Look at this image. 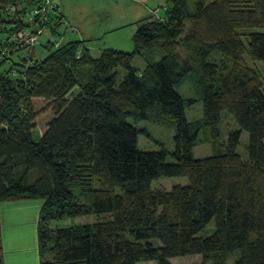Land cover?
<instances>
[{"label": "trees", "instance_id": "1", "mask_svg": "<svg viewBox=\"0 0 264 264\" xmlns=\"http://www.w3.org/2000/svg\"><path fill=\"white\" fill-rule=\"evenodd\" d=\"M48 1L0 0V205L43 202L40 264H224L236 251L234 264H264V77L245 60L264 63V0H164L158 19L136 23L133 51L104 48L97 58L85 41H52L65 26L57 9L42 11ZM47 28L50 52L38 61L15 36L39 41ZM188 79L214 139L222 112L239 126L221 154L193 156L198 128L177 92ZM130 120L171 122L173 151L138 150ZM172 177L187 184L153 188ZM82 217L95 218L75 225ZM1 237L0 221L3 264Z\"/></svg>", "mask_w": 264, "mask_h": 264}, {"label": "rangeland", "instance_id": "2", "mask_svg": "<svg viewBox=\"0 0 264 264\" xmlns=\"http://www.w3.org/2000/svg\"><path fill=\"white\" fill-rule=\"evenodd\" d=\"M203 1L204 3L213 1V0H199ZM190 3H194L195 0H189ZM51 8L50 11L56 10L57 7L55 3L51 0L50 4ZM161 8L164 6V0L163 2L160 1L158 4ZM191 5V4H190ZM192 6V5H191ZM160 10H157L155 14H152L155 18H159ZM162 12V11H161ZM57 14V13H56ZM60 16V15H59ZM61 19V18H60ZM63 24V23H62ZM136 25V24H135ZM135 25L127 26L125 30H122L118 33H113L110 36H107L105 40H99L96 42H93L92 49H91V55L93 58H97L99 56V49L103 46L104 43H108L110 46L111 44L113 48L116 50L119 49V51L124 52H131L133 51V43H132V36L135 33L137 27ZM62 29V28H61ZM63 29L61 30V32ZM49 29L45 30L43 34L39 37L38 40L32 41V38H35L32 34L26 33L24 31L22 34H17L15 37L17 38V42L20 44H23L24 46H28L30 48H35V59L40 61L45 59L50 52V49L47 47V40L49 39ZM61 34V33H60ZM60 36V35H59ZM120 39V42L116 45L115 39ZM52 41L58 44L62 45V39L58 36H52ZM111 43V44H110ZM52 49V47H50ZM178 54H180L181 57H185L187 52L183 49L177 50ZM29 53L28 49H24L20 52L19 56L13 58L14 61H18L19 57H27ZM217 57L215 58L220 61L219 56L216 54ZM154 61H158L161 58V54L159 52L154 53ZM245 60L249 67L252 69H255L260 72V74L264 77V63L260 61H252L247 56H245ZM209 61H212V58L209 59ZM11 65V63H8L5 68H8ZM132 65L136 67L137 69H142L146 66L144 60L142 57H136L134 58ZM123 74V72H122ZM177 92L180 94V96L186 101V107H185V116L188 123L192 124L193 126H196L198 128V143L197 146L193 149V156L196 159L206 158L215 156L218 154H221L225 151L227 146V137L229 133L235 132L239 130V126L233 119L231 115H229L227 112H222L221 114V121L219 125V135L216 139H214L208 128H206L203 125V104L201 101L200 96L196 93L195 87L193 86V83L191 79H188L183 85L177 88ZM188 100H193L194 102L189 104L187 103ZM53 118V116H50L40 125L37 129V132L39 134H42L45 130L46 124ZM130 122L135 125L136 129H138L140 132L137 136V148L140 151H160L161 149H165L166 151L172 152L174 149V135L175 130L171 122L168 123H162V122H156V121H138L134 122L130 120ZM191 125V127H192ZM193 131V127H192ZM248 142V136L245 132H242L240 137V145L238 147L237 153H245V147ZM224 150V151H223ZM223 151V152H222ZM185 185L187 184V179L183 177H172V178H164L154 183L153 188L155 190H165L170 191L171 188L175 185ZM93 219L95 217H82L75 219V225L84 224L87 219ZM68 221H65L61 223L62 225H65ZM89 222V221H86ZM37 224V221H36ZM71 225V221L67 224V226ZM214 230V223L211 222L201 233L202 236H207L211 234ZM2 235V234H1ZM2 238V237H1ZM2 240V239H1ZM3 248V243H2ZM238 254V251L233 253L232 255L228 256L227 260L224 264H234L236 255ZM202 259L200 256H188V257H182V258H175L169 260L171 264H193V263H199ZM140 264H157L155 261L152 262H142ZM208 264H215L214 260H211ZM219 264V263H218Z\"/></svg>", "mask_w": 264, "mask_h": 264}, {"label": "crops", "instance_id": "3", "mask_svg": "<svg viewBox=\"0 0 264 264\" xmlns=\"http://www.w3.org/2000/svg\"><path fill=\"white\" fill-rule=\"evenodd\" d=\"M52 1L65 26L60 36L62 44L85 41L89 49H92L93 42L105 40L107 36L151 16L161 8L159 2H163V0ZM119 42L120 39L116 38V45ZM111 46L106 42L99 52L104 48L115 49ZM42 204V201L34 200L0 205L3 264H40L36 221Z\"/></svg>", "mask_w": 264, "mask_h": 264}, {"label": "built area", "instance_id": "4", "mask_svg": "<svg viewBox=\"0 0 264 264\" xmlns=\"http://www.w3.org/2000/svg\"><path fill=\"white\" fill-rule=\"evenodd\" d=\"M50 2H51V0H49V1L46 3V6H45L46 8H44V9H46V10H42V11H46V12H48L49 10H51V8L53 9V7H51V5H49ZM34 13L37 14V12H34ZM31 40L34 41V38H32Z\"/></svg>", "mask_w": 264, "mask_h": 264}]
</instances>
